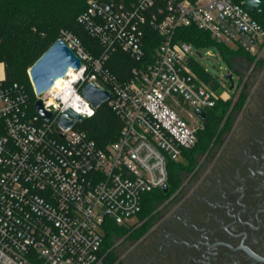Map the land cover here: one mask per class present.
<instances>
[{
  "label": "built area",
  "instance_id": "built-area-1",
  "mask_svg": "<svg viewBox=\"0 0 264 264\" xmlns=\"http://www.w3.org/2000/svg\"><path fill=\"white\" fill-rule=\"evenodd\" d=\"M78 22L100 49L62 33L82 60L79 70L40 96L33 88L34 103L23 86L0 81V264H104L107 219L139 223L145 196L168 185L169 164L185 162L198 144L200 127L177 108L186 105L200 120L197 109L237 101L242 86L233 74L224 92L216 78L214 89L197 76L199 48L179 30L197 28L264 64V28L246 0H92ZM118 52L135 63L126 78L109 67ZM88 84L112 92L106 104L123 123L105 148L81 126L96 113L83 95ZM37 100L53 113L50 121L37 113ZM68 110L84 120L65 129Z\"/></svg>",
  "mask_w": 264,
  "mask_h": 264
},
{
  "label": "flooded vegetation",
  "instance_id": "flooded-vegetation-1",
  "mask_svg": "<svg viewBox=\"0 0 264 264\" xmlns=\"http://www.w3.org/2000/svg\"><path fill=\"white\" fill-rule=\"evenodd\" d=\"M249 86L254 94L230 107L195 178L151 217L129 264H264V72Z\"/></svg>",
  "mask_w": 264,
  "mask_h": 264
},
{
  "label": "trees",
  "instance_id": "trees-1",
  "mask_svg": "<svg viewBox=\"0 0 264 264\" xmlns=\"http://www.w3.org/2000/svg\"><path fill=\"white\" fill-rule=\"evenodd\" d=\"M90 1L92 0H0V60L5 64V84L23 86L34 103L36 98L28 72L64 32L73 33L81 39L86 49L95 52V54L99 53L98 43L78 22L79 16L87 9ZM262 1L264 2V0ZM252 16L264 28V11L256 12ZM156 36L150 34L149 38L158 43L159 38L157 41ZM178 37L199 49L216 48L230 69H233L231 59L236 54H241L254 61V58L245 51L233 50L226 45L217 44L208 33L197 28L181 29L178 31ZM152 47L153 44L146 47L147 54H152ZM134 65L135 63L121 52L116 53L109 63L111 71L119 78L128 77L129 71ZM192 69L202 81L214 86V89L217 88L214 85V78L197 62L193 63ZM246 99L247 95L241 93L235 108L241 109ZM231 104V100H221L214 109L206 110L207 118L203 129L198 131L199 141L196 148L185 152V162L169 164V192L156 190L145 196L143 210L138 215V220L144 223L140 228L134 230V226H120L111 219H107L102 250L107 254L104 264H115L117 261V255L113 251L115 239L128 236L134 242L149 231L151 217L154 216L161 204L177 192L184 180L183 173L195 170L199 156L205 154L212 147ZM81 126L99 147L105 148L118 139L123 123L108 105L104 104L96 110L92 118L85 120Z\"/></svg>",
  "mask_w": 264,
  "mask_h": 264
},
{
  "label": "water",
  "instance_id": "water-1",
  "mask_svg": "<svg viewBox=\"0 0 264 264\" xmlns=\"http://www.w3.org/2000/svg\"><path fill=\"white\" fill-rule=\"evenodd\" d=\"M246 9L249 13L255 14L264 11V2L262 0H246ZM82 66V60L76 52L62 38L56 40L30 68L28 74L32 87L37 96L50 91L57 80L64 78L71 70H79ZM228 79L232 80V73L228 74ZM84 97L91 103L96 110L106 104L112 97V92L98 88L94 84H88L83 90ZM37 113L45 120L50 121L53 113L44 108L42 100H37L35 104ZM196 115L200 120L206 119V113L197 109ZM84 120L83 116L72 110L65 112L60 120L63 128L73 127ZM163 192H169V186L162 189Z\"/></svg>",
  "mask_w": 264,
  "mask_h": 264
},
{
  "label": "rangeland",
  "instance_id": "rangeland-1",
  "mask_svg": "<svg viewBox=\"0 0 264 264\" xmlns=\"http://www.w3.org/2000/svg\"><path fill=\"white\" fill-rule=\"evenodd\" d=\"M227 47H229L233 50H240L235 45H229ZM197 53H199L201 55V56H197V58H196L197 63L209 75H211L212 77H214L218 80V83L221 86V89L224 88V89L228 90L230 88L231 80L228 79L227 74L229 72H231L234 76L233 77L234 83L236 85L240 83V86H242V90H243L242 93L247 95V100H249L251 98V96L254 94L255 86L250 87L249 83L253 79V77L259 78L263 74L264 64L263 65H261V64L255 65L254 61L247 59L245 56H243L241 54H236L231 59L233 69H230V67L227 64V62L225 61L224 57L216 48H200V49H197ZM208 53L214 54L215 56L211 57L208 55ZM1 62L2 63H0V81H4L6 78L5 77V64L2 60H1ZM222 91H223V89H222ZM231 102H232V104H231V106H232L233 101L231 100ZM239 110H241V109H236L237 112ZM177 111L180 114V116L187 119L192 126H194V127L200 126L198 124L197 120H195L194 118H192L189 115V112L191 110L189 108H187L186 105L179 107V110H177ZM201 161H202V159L199 162L201 163ZM197 167L195 168V170H193L190 173H188V172L183 173L184 174V176H183L184 180L181 183L177 192L175 194H173L171 197L181 195V193L183 192L182 190L185 189V185L189 184L191 182V180H193L195 178V173H196ZM164 203H166V201ZM163 204H161L157 208L156 212L161 211V209L164 208ZM136 220H138V218L133 220V222H135ZM139 223H136L134 225V228H133L134 230L140 228L143 225V224L139 225ZM145 235L141 239L134 241V242L132 240H130L128 238V236H124V237H121L119 239H115L114 244H113V251L117 255V261L115 264H129L128 260L132 257L133 253L137 251V249L140 246L139 244H140V242H142L141 240L145 237Z\"/></svg>",
  "mask_w": 264,
  "mask_h": 264
},
{
  "label": "bare ground",
  "instance_id": "bare-ground-1",
  "mask_svg": "<svg viewBox=\"0 0 264 264\" xmlns=\"http://www.w3.org/2000/svg\"><path fill=\"white\" fill-rule=\"evenodd\" d=\"M60 82V80L57 82V84Z\"/></svg>",
  "mask_w": 264,
  "mask_h": 264
}]
</instances>
